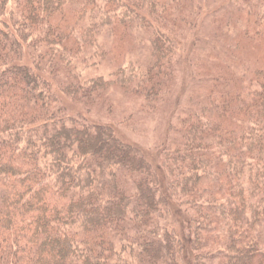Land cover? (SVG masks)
I'll list each match as a JSON object with an SVG mask.
<instances>
[{"label":"trees","instance_id":"trees-1","mask_svg":"<svg viewBox=\"0 0 264 264\" xmlns=\"http://www.w3.org/2000/svg\"><path fill=\"white\" fill-rule=\"evenodd\" d=\"M176 3L0 0V264H182L185 244L188 264H203L200 258L215 252L225 254V264H264V68L256 70L259 89L251 99L226 88L223 105H233L232 112L224 106L215 119L207 108L188 113L173 129L180 140L162 148L168 190L185 213L184 236L167 218L171 201L142 150L109 125L66 114L53 91L59 61L69 70L65 52H79L61 22L77 13L84 18L81 11L92 5L110 25L138 19L151 26ZM24 42L32 52L23 57ZM152 51L147 93L159 96L158 68L174 55L163 28ZM124 68L117 73L128 88ZM82 82L88 95L112 83L103 76ZM57 86L71 95L82 91ZM105 177L111 184L102 186ZM220 225L224 247L204 244L202 233Z\"/></svg>","mask_w":264,"mask_h":264},{"label":"rangeland","instance_id":"rangeland-1","mask_svg":"<svg viewBox=\"0 0 264 264\" xmlns=\"http://www.w3.org/2000/svg\"><path fill=\"white\" fill-rule=\"evenodd\" d=\"M176 5H168V13L161 14L158 22L151 20V26L138 19L129 25H110L102 9L90 11L92 5L81 11H86L84 18L77 13L70 17V22H61L60 26L70 29L69 42L79 46V52L76 55L65 52L72 64L65 70L59 61L52 86L66 114L81 122L109 125L122 140L142 150L161 179L163 193L171 201L167 218L171 224L177 223L184 236L185 213L168 190L162 148L166 144L172 148L180 140L173 129L188 113L207 108L206 115L215 119L224 106L232 112L233 105H223L228 103L226 88L242 93L246 99L256 94L259 89L256 70L264 68V0H177ZM160 28L173 44L174 55L170 64L160 66L157 71L162 76L154 83L164 81L162 93L149 96L147 90L152 84L149 68L155 62L152 41ZM21 46L23 57L31 54L28 42ZM43 63L47 67V60ZM119 68L126 69L125 80L130 77L128 88L119 83ZM97 76L112 83L108 89L88 95L86 82L82 81ZM70 84L81 85L82 91L71 95L57 86ZM124 177L118 174L120 184ZM214 180L219 185L217 177ZM108 183L111 184L110 180L103 178L102 186ZM126 183L134 189L133 176ZM202 234L204 244L214 240L219 249L224 247L223 237L227 236L223 226L212 227ZM207 254L200 258L203 264L226 262L223 253ZM181 258L182 264L193 263L186 244Z\"/></svg>","mask_w":264,"mask_h":264}]
</instances>
